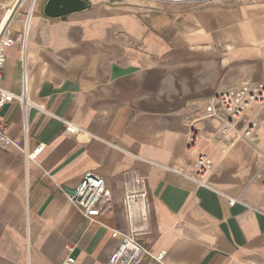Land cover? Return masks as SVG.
Here are the masks:
<instances>
[{
  "label": "crops",
  "instance_id": "crops-1",
  "mask_svg": "<svg viewBox=\"0 0 264 264\" xmlns=\"http://www.w3.org/2000/svg\"><path fill=\"white\" fill-rule=\"evenodd\" d=\"M103 1L32 18L31 98L49 114L30 110L26 143L20 104L1 115L28 151L45 147L28 166L16 148L0 149V264H106L128 226L122 198L134 173L150 193L142 238L153 255L165 251L163 262L146 255L140 264H264V197L255 178L264 126L231 141L217 132L218 120H196L192 148L214 161L211 186L178 172L193 164L187 115L202 116L211 96L243 79L264 80V0ZM2 84L21 92L15 47ZM67 122L80 133L67 132ZM87 171L114 195V210L97 221L68 200Z\"/></svg>",
  "mask_w": 264,
  "mask_h": 264
},
{
  "label": "built area",
  "instance_id": "built-area-1",
  "mask_svg": "<svg viewBox=\"0 0 264 264\" xmlns=\"http://www.w3.org/2000/svg\"><path fill=\"white\" fill-rule=\"evenodd\" d=\"M44 0H27L29 5H36ZM46 1V0H45ZM110 4H130L142 2L152 4L166 2L171 4H211V3H235L240 1L257 0H105ZM22 5L16 11L13 20L0 31V149L16 148L25 160L26 166L35 162L45 145L37 146L33 151H28L26 144L16 142L10 134L9 124L1 115V110L7 104L17 101L22 111V131L26 143L30 121L31 109H37L49 114L45 104L31 98V73L29 61V45L31 38V24L33 10ZM25 8V9H24ZM15 47L21 63V92L15 93L3 86L4 68L7 61V50ZM264 82H244L239 86L226 88L211 96L202 116L195 117L190 113L186 117L189 127V150L193 156V164L189 169H179L178 172L190 179L196 186L210 187L209 177L215 169L212 158L204 153L195 152L192 148L198 138V132L194 122L200 118H214L219 121L217 132L223 137L237 141L249 140L257 128L255 118H250L247 112L254 104L264 105ZM250 114H253L252 112ZM66 131L71 134L80 133V129L66 123ZM255 178L261 181L262 195L264 197V161L256 170ZM69 202L89 221H97L104 212L114 210V195L107 186L105 179L94 171H87L76 189L68 194ZM234 204L237 199L229 198ZM122 205L128 226L124 230H118L119 242L109 256L106 264H140L143 257L148 255L159 262H163L165 251L153 255L147 243L142 238V225L150 213V193L145 176L134 173L131 179L124 185ZM70 263L74 258H69Z\"/></svg>",
  "mask_w": 264,
  "mask_h": 264
},
{
  "label": "rangeland",
  "instance_id": "rangeland-1",
  "mask_svg": "<svg viewBox=\"0 0 264 264\" xmlns=\"http://www.w3.org/2000/svg\"><path fill=\"white\" fill-rule=\"evenodd\" d=\"M18 1L19 0H0V31H2L5 28V26L10 22L13 14H14V11H15V8L17 6ZM103 2L108 3L105 0ZM239 3L240 2H235L233 4L236 5V4H239ZM44 4H45V0L44 1H40L38 3L37 9L35 10L34 15L37 14L38 12H41V11L43 12ZM108 4H110V3H108ZM257 4H260V3L259 2H256V3L248 2L249 6H254V5H257ZM111 5H115V4H111ZM118 5H128V4H117V6ZM24 7L27 9L28 8V4H26ZM244 82H250V83L258 82V83H260V82H264V80L256 81V80H252V79H243V80L239 81L238 83H236V84H234V85H232L230 87L239 86V85H241ZM230 87H227V88H230ZM251 112L253 114H250ZM247 114H248V116H250V118H255L256 122L258 123L257 128L254 131V133H256L261 127L264 126V105L254 104L248 110Z\"/></svg>",
  "mask_w": 264,
  "mask_h": 264
},
{
  "label": "water",
  "instance_id": "water-1",
  "mask_svg": "<svg viewBox=\"0 0 264 264\" xmlns=\"http://www.w3.org/2000/svg\"><path fill=\"white\" fill-rule=\"evenodd\" d=\"M87 7V0H46L43 13L48 17H60L79 12Z\"/></svg>",
  "mask_w": 264,
  "mask_h": 264
},
{
  "label": "bare ground",
  "instance_id": "bare-ground-1",
  "mask_svg": "<svg viewBox=\"0 0 264 264\" xmlns=\"http://www.w3.org/2000/svg\"><path fill=\"white\" fill-rule=\"evenodd\" d=\"M26 4H28V3H27V0H20V2L18 3V5H17L16 8H15L14 14H13V16H12L10 22L13 20V17H14V15L16 14V11L18 10V8L21 7L22 5H26ZM28 9H29V11H32V10H33V11L35 12V10L37 9V4H36V5H33V6L28 4ZM33 17H34V14L32 15V18H33ZM10 22H9V23H10ZM7 25H8V24H7ZM7 25H6V26H7ZM6 26H5V27H6ZM32 27H33V24H31V29H32ZM259 103H264V102H259Z\"/></svg>",
  "mask_w": 264,
  "mask_h": 264
}]
</instances>
